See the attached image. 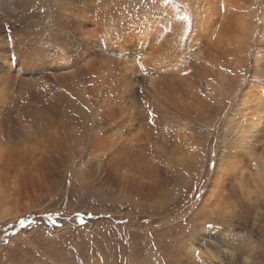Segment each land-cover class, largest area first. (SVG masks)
<instances>
[{"label": "rangeland", "instance_id": "374dc122", "mask_svg": "<svg viewBox=\"0 0 264 264\" xmlns=\"http://www.w3.org/2000/svg\"><path fill=\"white\" fill-rule=\"evenodd\" d=\"M16 1V9L14 0L0 7V22L5 8L18 13L0 37V264H264V189L251 200H220L221 208L230 211L224 219L208 212L205 202L218 180L233 183L227 173L234 167H241L237 176L245 174L248 182L251 152L264 153V104L247 133L235 127L243 95L259 83L264 86V0H225L230 12L240 9L255 17L250 20L254 34L237 46L236 26L225 24L229 11L215 33L204 30L198 14L203 0H95L98 6L92 2V11L85 13L77 0ZM70 8L79 10L91 35L82 47L81 35L66 24L73 21H68L73 19ZM99 9L117 19H112L113 27L122 35L138 37L147 24L159 32L152 46L160 57L142 60L140 40L133 42L140 55L122 73L128 80L120 84L126 83L127 91L119 92L114 106L119 98L128 99L132 111L126 121L132 129L127 125L125 130L140 140L134 148L125 139L114 156L109 152L117 139L113 127L94 117L101 111L97 106L108 101L109 85L95 90L91 78L85 81L78 69L70 70L61 60L83 54L96 66L109 62L110 45L93 47L108 40L99 34ZM175 9L182 23L172 21ZM188 35L194 39L184 42ZM16 37L24 46H11ZM207 39L215 44L213 55L234 74L222 90L203 83L192 68L198 63L209 69L208 58L195 48L206 49ZM42 46L46 51L38 52ZM20 52L31 55L28 64L19 62ZM156 67L164 76L150 78V87L158 91L157 85L166 82L164 106L151 100L146 87ZM51 68L60 72L56 77L62 83ZM105 79L111 83L109 75ZM114 110L123 118L129 113L117 106ZM174 123L179 132L165 147L150 144L151 151L147 138L155 141L172 133ZM124 131L122 136L129 138ZM126 146L132 150L128 155ZM161 147L165 151L155 153ZM193 247L207 248L217 257L195 258Z\"/></svg>", "mask_w": 264, "mask_h": 264}, {"label": "bare ground", "instance_id": "6f19581e", "mask_svg": "<svg viewBox=\"0 0 264 264\" xmlns=\"http://www.w3.org/2000/svg\"><path fill=\"white\" fill-rule=\"evenodd\" d=\"M3 1H4L3 4H0L1 9L3 7H6L5 2L9 1V0H3ZM14 1H15V6H13V7H14V9H16L17 5H19V2L16 4L17 1L16 0H14ZM94 1L95 0H77V2L80 5H83L82 9H79V10L81 12H84V13L92 11L90 6H91V3ZM20 2H21V0H20ZM247 2H249V1H247ZM245 3H246V0H245ZM94 4L96 5L95 2H94ZM100 5H103V4H100ZM241 5H242V3H241ZM96 6H98V5H96ZM108 6H109V4L107 3V6L105 5V7H107L106 9H108ZM77 7H79V6H77ZM178 9L177 10L175 9L174 13L172 14V15H174L172 21L174 20V21H177V23H182L181 21L183 18L179 17ZM229 9H230V7H229V5L227 6V3L225 0H203V5L200 8V11L199 10H197V11H199V13H198L199 15L200 14L202 15L201 16L202 19L200 22H201L202 26L205 27L204 30H206L209 35H211V33H213V32L214 33L216 32V30L218 28V27L216 28V26H218L217 24H219L222 20L224 23L226 22L227 19L225 20V15H227ZM70 10H71V13L68 16H70V15L73 16V19L68 18L69 19L68 21H71V20H73V21H71V22L67 21L68 23H66V24H73V26L75 27L74 29L76 31V34L81 35L82 39L80 40V46L82 47V44H84L85 41L89 42L88 37H91V35L86 32L87 31L85 29L86 27H84V26H86V24H84V23H86V20L79 19V16H80L79 10L77 8H70ZM99 11H100V9H99ZM2 12H3L2 13L3 19L0 22V37L3 36V33H6V31L9 30L8 24L13 23V20L16 19V16H18L17 15L18 13L14 15L13 10H8V8H5ZM100 12H103V19L100 15L99 17L101 18L102 21L100 22L99 21L100 18L98 19V22H100L99 24H101V26H100L101 32L99 34H101L100 35L101 38H103V39L105 38L104 40H106V39H108V40H106V43H104V44L103 43H101V44H95L94 43L93 47H96V46L102 47L105 44L110 45L111 47L107 51L108 53L106 52L107 53L106 57L109 58L108 59L109 62H105V65L96 66L94 63H92L91 59H88V56H84L83 54H80V56H79L80 59L79 58H77V59L73 58L70 62L66 58H62L61 60H62L63 64H65V63L68 64L67 66L69 67L70 70L78 69V71H80L79 75L83 76L84 77L83 79L85 81L86 80L89 81L88 79L91 78L90 81L93 82V86L95 87V90L96 89L101 90V88L104 89L106 86L109 85L107 88L109 94L105 95V98H107L108 101L104 100V104L99 102L100 105L97 107H98V109H101V111L94 112V117L95 116L97 118L100 117L99 122L103 121L104 122L103 126H108L111 128L113 127L112 130L114 131V135L117 139H115L112 142L111 147L109 148V152H111V154L114 156V155L118 154V152H121V150L119 151L118 149H116L117 145H120V144L125 145V142L127 141L129 143H132V147L135 148L136 147L135 145H137V142H138L137 140L139 139V136H137V134L135 136L134 134H132V131L129 132V130H125V127L127 125L129 127V129H132L131 121H126V118L131 115V111H132L131 108L128 109V107H130L131 105H129V103H127L128 99L126 97L121 98V99L119 98V105H116V106L122 108L123 112L125 111V108H126L129 112L128 115L125 118L121 117V111L117 115L116 114L114 115V111H115L114 108L116 107V106H114V104H116L115 100L117 99V97H119V92L125 90L126 89L125 86H127L126 83L124 86L121 85L122 84L121 79H123L124 81L128 80V78H126V75H122V73L125 71V68L128 67L129 65L134 66L136 61H137L138 56L140 55L139 51H137V50H136L137 52L135 51V49H134L135 46H134L133 42L136 39L140 40V43H141L140 52H141V54L145 55V56H143V55L140 56L142 60L144 59L147 61L148 57L149 58H152L154 56L160 57L161 55L160 56L157 55V54H160L159 51L158 52L156 51L157 52V54H156L155 48H154V46H152V44H154L153 42L157 41L156 39L159 38V32H158L157 28L148 29L149 24H147L148 27H146V29L144 28L141 32L138 30L140 32L138 37H133V35H130V34H127L126 36L123 34L124 35L123 36L121 32H117L115 30V29H117L116 28L117 26L113 27L114 26V22L112 21L113 17L110 16V13L106 12V10H101ZM263 16L264 15L262 14V17ZM251 19H255V17L248 15L245 10L239 9L236 12L235 11L230 12V16L228 18V21L225 24L230 25V26H236L235 30H237V33H238V35L234 41V44L236 46L239 45L240 43L247 42V40L252 36V34H254L253 33V26L251 23L253 20L250 22ZM115 20H117V19H115ZM94 22H95V20H94ZM147 22H148V20H147ZM149 22H150V20H149ZM96 23H97V21H96ZM66 24H64V25L66 26ZM115 24L117 25L118 23L116 22ZM96 25H98V24H96ZM96 29H97V27H96ZM11 30H13V29L11 28ZM161 31H162V29H161ZM161 31H160V33H161ZM83 37H84V39H83ZM190 39L193 40L194 36L191 35V37H189V35H188V38H185L184 42H187V41L190 42ZM198 40H199V37H198ZM192 43H195V42H192ZM0 44H1V42H0ZM11 46H15L18 48V47L24 46V45H23L21 38L16 37L15 42L11 41ZM214 46H215V44H214V42H212L211 39H207L206 45H204V47L206 49H203L200 46H195L197 53H202L203 55H205L208 58L207 67L209 69H207L206 67H204L198 63L193 64L192 68H193V71L195 73V76H197L198 78H199V76L201 78H204L203 83L207 82L208 85L213 86L214 89H216V90L221 89L222 90L225 86L230 84L231 80L234 79V77H233L234 74L232 73V70H230V67H229V65L226 64V62L222 61V59H219L213 55V53H214L213 47ZM42 48H43V46L41 48H38V52L46 51V50H42ZM24 49L25 48H23V50ZM19 54H20V56L18 55L20 58L19 62L23 63V64H28L27 60H29L31 55H28L27 53H23V52H20ZM35 55L37 56V54H34L33 56H35ZM140 57H139V59H140ZM159 62H162V61L159 60ZM159 62L156 61V63H159ZM2 67H4V66H2ZM49 71L52 72V74H54V77L58 76V74L60 73V72L56 71L54 68H51ZM154 71H156V75H149V77L146 78V83H147L146 87L148 88V91H149L148 93L150 94L151 100L156 104L164 106V104L167 100L166 94L168 93L169 87L166 84V82L163 81V82L159 83L160 85H157L158 91L151 89L150 84H152V82L150 83L149 79L152 78L153 76L154 77L164 76V72L161 70L160 67H156L154 69ZM97 75H99V76L97 77ZM100 75H102V76H100ZM108 75H109V78L111 80L110 84H107V81L105 79L106 76H108ZM120 75H121V77H120ZM118 77H120V78L118 79ZM6 78H8V77H6ZM56 78L60 82L63 80L61 77H56ZM80 82H81V80H80ZM155 83H157V82H155ZM135 84L139 85L140 83L135 82ZM148 85H149V87H148ZM53 86H55V85L53 84ZM110 86L112 87L111 90L109 89ZM130 87H131V85H130ZM130 87H129V89H130ZM256 88H258V89L256 90ZM256 88L255 89H249V93L246 95H243V96H246L242 99L243 102L245 101V103H243V106H242L243 108H241L242 110L239 113L238 118L236 119L237 123L235 125V127L238 129L237 131L240 134H242L241 132L247 133V129H246L247 126L251 125V121L253 119L257 120V118H259V116H258V112L260 110L259 107H260V105L264 104V86H263V84L262 83L257 84ZM61 89H63V88H61ZM65 89H63V91ZM125 91H127V90H125ZM115 93H118V94H115ZM137 94L140 95V92L137 91ZM79 97L82 98L80 95H79ZM94 100H96V99H94ZM97 101H98V98H97ZM150 103H151V101H150ZM121 104H123V106H121ZM95 108H96V106H95ZM57 115L59 117L60 114H57ZM62 116L68 117L69 115L67 116V115L63 114ZM62 116L60 115V117H62ZM96 122H94L95 125H96ZM99 122L97 123V126H101ZM114 122H117L116 126H113ZM171 127H172L173 132L172 133L167 132L163 136V137H165L164 139H162L163 137H161L159 140L155 139V141H152L151 138L149 137V138H147L149 140V142H147V143L150 145V144H153L154 142H156L155 144L157 146H161L164 144L163 147H165V143L169 142L170 136L175 135L176 130H178V132H179V128L177 127V124L174 123L173 125H171ZM1 130L2 129H0V132H2ZM123 131H124V133H129L130 137L124 138L125 136L124 137L122 136ZM240 134H239L240 139L245 137L244 136L245 134L243 136H240ZM125 139H126V141H125ZM171 139H173V138H171ZM155 144H153V145H155ZM153 145L149 146V149L151 151H152ZM163 147H161L160 150L158 152H155V153H161L162 154V152L165 151V148H163ZM171 148H173V147H171ZM125 149L126 150L124 151V153H126V155H128L129 152L132 151L128 146H126ZM115 150H116V152H115ZM114 152H115V154H114ZM126 155L124 156V158L126 157ZM157 155H159V154H157ZM118 158H119L118 156L115 157L116 160H118ZM250 158H251V160L249 162L251 165V170L249 172L250 179L248 182L245 181V179L243 178V175H245V174L241 173L243 175L237 176L241 170V167L238 166L237 168L234 167L235 169L233 168V170H231V172H232L231 174L227 173L229 180L233 181V183H230V182L228 183L227 179L224 178L225 180L223 179L222 180L223 182L218 180V182L213 184V186H216V187H213V188L211 187L212 189L209 191L208 197L205 200V202H206V204H208V207H209L208 212H210L214 217H216V219L217 218H219V219L223 218L224 219L225 215L227 213H230V211L225 212V210H228L227 208H221L222 206L219 205L220 200L227 199L228 201H231V202L232 201L233 202L239 201L241 199L251 200V196L253 194H256L258 192V190L260 191V190L264 189V153L260 154V155H256V152L254 153L252 151L250 154ZM116 163L118 165H123L122 163H120L118 161ZM221 166H223V165H221ZM120 167H124V165L120 166ZM222 169L223 168L220 167L218 172L222 173ZM124 174L126 176L127 173H124ZM147 175L145 178L151 179L150 176L152 177V175L151 174H149L148 176ZM17 178H18V174L16 173V179L13 182L14 183L13 187H15V185H17V183H18ZM218 179H219V177H218ZM221 182H222V184H221ZM226 184H228V185H226ZM252 187H254L253 190H252ZM205 202H204V204H205ZM212 203H213V205H212ZM5 213H6V211H5ZM9 215L10 214L2 216L4 218H2L1 220H4ZM210 243H213L214 246L218 245V243L215 242L214 240H211ZM192 252L194 253L195 258L201 259V258H203V256H206V258H209L211 260V259H215L217 257L215 254H213L212 251H210L207 248L205 250H197L195 247H193Z\"/></svg>", "mask_w": 264, "mask_h": 264}, {"label": "snow or ice", "instance_id": "6c2138e0", "mask_svg": "<svg viewBox=\"0 0 264 264\" xmlns=\"http://www.w3.org/2000/svg\"><path fill=\"white\" fill-rule=\"evenodd\" d=\"M67 2V0H58V3H65ZM151 115V114H150ZM213 167H215V165H213ZM209 228H212V225H208Z\"/></svg>", "mask_w": 264, "mask_h": 264}]
</instances>
